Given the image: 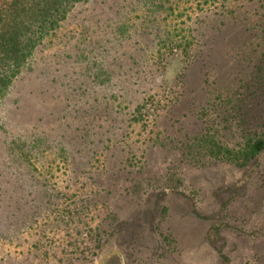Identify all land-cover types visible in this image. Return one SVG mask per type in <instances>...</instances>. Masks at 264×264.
I'll return each instance as SVG.
<instances>
[{
    "label": "rangeland",
    "instance_id": "obj_1",
    "mask_svg": "<svg viewBox=\"0 0 264 264\" xmlns=\"http://www.w3.org/2000/svg\"><path fill=\"white\" fill-rule=\"evenodd\" d=\"M258 1L165 0L153 28L173 50L160 54L139 38L150 13L134 0L74 8L0 106V264H264V152L242 170L225 162L264 129V48L233 27L210 32L198 48L208 58L180 52L196 22L234 7L252 22ZM120 26L126 38L112 35ZM100 68L107 84L94 81ZM241 80L253 89L224 122L203 83L224 103L221 88ZM204 135L220 151L183 156ZM95 233L109 238L102 251Z\"/></svg>",
    "mask_w": 264,
    "mask_h": 264
},
{
    "label": "trees",
    "instance_id": "obj_2",
    "mask_svg": "<svg viewBox=\"0 0 264 264\" xmlns=\"http://www.w3.org/2000/svg\"><path fill=\"white\" fill-rule=\"evenodd\" d=\"M87 1L88 0H0V106L10 93L14 82L22 75L33 72V60L44 41H53L52 39L56 36L61 26L68 20L69 14L74 8ZM134 2L138 8H145L150 13V16L147 18L148 20H146L148 33L140 32L139 38H142L147 44L159 40L157 46L158 54L161 53V49H166L168 50L167 52H169L170 49L172 51L173 38L170 36L171 33L169 32L168 35L167 32H164V35H159L157 30L153 28V26L157 24V17L160 16L159 12L163 9L165 10L163 6L165 0H134ZM255 5H257L253 10L255 20L252 22H248V11L244 7H241L242 11L236 10L234 7L226 13H219L217 16L208 19V21L202 20L196 22L192 29L193 32L186 38V42L180 49L182 58L184 59L183 61L193 62L195 64L198 60H203L204 57L208 58V55L204 56V52L199 51L198 48L204 49L207 44L206 40L210 37V32L213 34L212 39H218L223 32L233 27H241L244 29L242 30L243 33L252 36L249 44H252L254 48L256 47L255 49L264 48V0H259ZM246 23L249 24V27L245 29L244 26ZM210 25L211 27L208 31L207 28ZM116 31L117 32L112 34L115 38L123 39L129 34L128 29L122 26L117 27ZM168 42H171L170 46ZM253 47L251 49L252 54ZM58 49H62L61 46H59ZM43 50H41L40 53H42ZM169 55L170 54L163 55L162 53L161 56H158L159 63H163V58ZM72 58L74 61H79L81 57L74 52ZM249 63L255 66V59L253 57L249 58ZM94 67L92 66L91 70H93ZM104 68H102V70L100 68L94 73V81L100 85L107 84L111 79L109 77L110 71L108 72V70ZM158 73L162 77V64ZM241 81L242 85H239V87L236 85H229L227 88H221L227 96L230 97L229 100H225L224 103L223 100L221 102L220 98L213 97L214 88H211V85L207 81L203 83L205 97H207L204 105H210L212 109L220 106V108L223 109L222 112L226 110L227 113L222 118L224 122L240 109L241 104H246V92L253 89V86L250 85L251 83L246 84L243 80ZM213 83L216 85V81H213ZM31 89L33 94L39 91V93L42 92L44 96L52 94L61 98L63 96L61 93L64 88L61 89L59 84H56L52 86V88H45L40 92V90H38L39 87L34 84L33 87L31 86ZM217 101L218 103H216ZM196 140L198 141L196 144L186 143L181 145L183 156H190L196 149L198 151L202 149L205 150L203 146L205 144L212 146L209 148L210 151H213V149L218 152L220 151L213 137L210 138L204 135ZM156 144L162 143L160 141H153V145L156 146ZM225 152L230 153L228 150ZM263 152L264 129L254 134L253 137L248 140L244 147L237 152L235 159H227L225 162L233 164L237 169L242 170L245 169L249 163L256 160ZM198 154L200 155V153ZM190 159L193 161L194 157L188 158L189 161ZM114 218L115 217H113L112 220H114ZM110 225L111 233L108 236L109 238L112 236V233H115L118 223H110ZM93 235L90 234V238L94 239V241L91 240V242L94 243V252L98 251V249L102 251L107 245L109 238L107 237L105 239L98 233ZM80 260L81 262L79 261L80 263L78 262V264H88L85 258L80 257ZM67 264L71 263L68 262Z\"/></svg>",
    "mask_w": 264,
    "mask_h": 264
}]
</instances>
